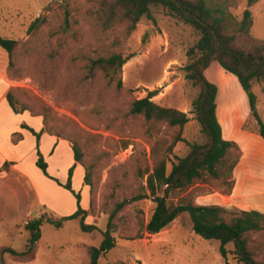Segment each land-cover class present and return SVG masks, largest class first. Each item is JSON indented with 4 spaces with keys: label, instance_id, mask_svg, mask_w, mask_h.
<instances>
[{
    "label": "rangeland",
    "instance_id": "rangeland-1",
    "mask_svg": "<svg viewBox=\"0 0 264 264\" xmlns=\"http://www.w3.org/2000/svg\"><path fill=\"white\" fill-rule=\"evenodd\" d=\"M100 2L0 0V35L18 41L12 56L0 46V91L7 80L18 108L26 107L42 116L45 131L69 143L70 149L63 154L69 153L74 159V144L82 151L83 167L74 173L72 183L81 193L86 222L98 226V230L84 231L79 218L61 228L44 222L41 238L29 256L5 252L1 259L4 247L19 252L29 248L27 222L44 214L61 217L72 213L77 201L54 179V188L43 185L44 194L52 198L48 204L38 199L34 187L18 174L0 179V264H89V248L100 246L114 211L111 230L116 246L101 255L99 264H244L234 253L232 243L223 256L218 240L196 234L187 212L159 233L146 231L157 205L148 187V177L156 164L165 160L170 172L173 162L190 152L189 143L207 142L193 104L200 87L187 78L186 70L193 61L189 50L200 39V32L162 6L152 7L153 18L144 17L133 31L125 22L104 29L93 15ZM207 2L225 7L237 22L249 7V33L239 31L236 24L234 32L247 47L264 44V0ZM39 16L41 25L30 30ZM113 53L129 58L118 74L111 76L92 66L93 58ZM205 74L219 87V118L226 135L239 140L244 165L252 168L250 178L254 180L247 193L254 197L259 187H264V139L259 134V123L250 113L247 93L234 74L218 62ZM154 90L158 92L153 97L155 102L188 114L190 121L182 129L167 123L156 125L131 112L134 100ZM252 90L264 122V79L254 80ZM236 114V120L245 116L240 119V131L232 133L231 115ZM241 154V150L233 151V156L241 158ZM55 171L54 176L66 183L69 171ZM86 173L91 184L84 181ZM164 188L159 195L164 194ZM232 191L233 182L227 177L208 178L172 194V200L188 196L196 204L228 206L231 201L227 194ZM251 241L260 245L258 258L264 264V230L254 233Z\"/></svg>",
    "mask_w": 264,
    "mask_h": 264
},
{
    "label": "trees",
    "instance_id": "trees-1",
    "mask_svg": "<svg viewBox=\"0 0 264 264\" xmlns=\"http://www.w3.org/2000/svg\"><path fill=\"white\" fill-rule=\"evenodd\" d=\"M252 1V0H251ZM162 6L168 12L193 26L201 34L200 39L189 50L193 59L186 66L187 78L200 87V94L193 102L198 121L202 126V132L207 138L205 144L189 143L190 152L184 157H178L173 162L172 169L167 172L165 160L156 164L153 172L148 177V187L157 203L151 219L146 225V231L150 234L159 233L172 223L182 213L187 212L193 223L196 234L206 239H216L221 244V252L226 256L227 245L232 243L234 253L244 264H263L258 258L261 247L251 241L254 233L264 230V212L258 210H230L220 204H196L188 196H182L177 202H173L172 194L185 190L200 180L222 176L229 180L233 177L240 155L233 156V151H240V146L235 140L225 139L223 127L219 121V87L208 79L205 71L214 63L218 62L226 71L234 74L247 93L249 98L250 113L255 116L259 123V134L264 139V122L260 117L257 107V95L252 90L254 80L264 79V44H252L247 47L240 43L235 30V24L239 31L249 33L252 19V10L245 9L243 19L240 22L223 6H211L207 0H101L98 8L93 12L96 21L104 28H111L118 23L125 22L128 30L136 29L139 22L144 18H153L151 8ZM68 22L69 11L66 12ZM42 23L39 16L30 26V30L38 28ZM18 41L0 35V46L6 49L10 56L13 55ZM129 58L122 53H113L109 56L93 58L92 66L102 69L108 75L118 74ZM119 80V86L122 84ZM157 90L150 91L146 97L134 100L131 112L143 115L147 121L156 125L167 123L179 125L182 129L190 117L184 111L176 108L164 107L153 100ZM6 98L16 113L27 110L26 107L18 108L11 90ZM37 137V166L49 178L54 179L59 185L70 190L76 197L77 208L68 215L61 217L42 215L40 219L27 223L30 229V246L27 250L19 252L10 247L1 250L2 255L10 252L14 256H29L33 246L41 238V225L44 222L61 228L71 219L79 218L84 231L98 230L96 224L87 223V210L82 206V196L72 185L74 169L77 163L82 162V151L76 144L73 145L75 163L70 167L68 180L62 183L48 171V162L39 149V142L44 130L37 132L25 125ZM179 139L180 136H178ZM8 164H5L7 166ZM225 167V170H221ZM84 181L91 184L88 173ZM166 185V188L164 186ZM164 188V194L158 192ZM117 210V209H116ZM116 211L110 216L108 227L103 231L104 239L100 246L89 248V264H99V258L103 253L110 251L116 246V238L112 235V220Z\"/></svg>",
    "mask_w": 264,
    "mask_h": 264
},
{
    "label": "crops",
    "instance_id": "crops-1",
    "mask_svg": "<svg viewBox=\"0 0 264 264\" xmlns=\"http://www.w3.org/2000/svg\"><path fill=\"white\" fill-rule=\"evenodd\" d=\"M3 83V90L0 91V179L6 180L7 177L18 174L20 177H23L30 182L31 186L34 187L38 199H41L48 204L52 198L44 194L43 185L45 184L54 188V186H57V183L48 178L37 166V137L25 127V125L35 129L37 132L44 130L40 138L39 149L48 162V171L52 176L56 174L55 169L57 168L61 171L65 170L64 173L67 174L71 165L75 163L72 156L69 157V153L63 154L65 151L68 152L70 145L65 139L60 138V136L45 131L42 116L33 114L29 110H25L22 113L14 112L6 98L9 84L7 80ZM227 114L228 113L225 115L228 117L230 113ZM244 116L236 120L235 117H238V115H231L233 126H231L230 131H232V133L237 130L240 131L239 123L242 121L240 119ZM219 120L221 122V118H219ZM222 126L224 138L235 140V136L226 135L224 124ZM247 132L254 133L252 131ZM15 134L17 135L16 139L14 138ZM235 141H238L242 154L239 163L234 169L233 177L230 180L233 182V191L227 194V198L231 201H229L230 204H228V206L241 210H258L264 212V187H259L261 189L256 192L257 194H254V197H251V195L247 193V187H250L249 185H251L254 180L253 178H250L252 177V168L247 164L244 165L245 155L241 143L239 140ZM5 164L8 165L5 166ZM242 165H244V168ZM51 167L54 169V173L52 172ZM79 167L81 168L83 166H81L80 163H77L74 173ZM83 176L84 174H82V177ZM61 182L65 183V181ZM73 188L76 189L75 186H73Z\"/></svg>",
    "mask_w": 264,
    "mask_h": 264
},
{
    "label": "built area",
    "instance_id": "built-area-1",
    "mask_svg": "<svg viewBox=\"0 0 264 264\" xmlns=\"http://www.w3.org/2000/svg\"><path fill=\"white\" fill-rule=\"evenodd\" d=\"M27 223H29V222H27Z\"/></svg>",
    "mask_w": 264,
    "mask_h": 264
}]
</instances>
